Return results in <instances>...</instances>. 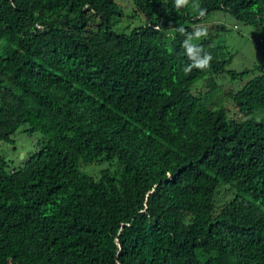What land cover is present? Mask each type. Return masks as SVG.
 <instances>
[{
	"label": "trees",
	"instance_id": "trees-1",
	"mask_svg": "<svg viewBox=\"0 0 264 264\" xmlns=\"http://www.w3.org/2000/svg\"><path fill=\"white\" fill-rule=\"evenodd\" d=\"M132 4L118 30L115 0H0V141L41 134L19 168L0 152V264H264V64L228 68L224 24L200 27L264 43V0ZM188 48L210 66L186 74ZM222 74H251L223 91L241 117L211 105Z\"/></svg>",
	"mask_w": 264,
	"mask_h": 264
},
{
	"label": "rangeland",
	"instance_id": "rangeland-1",
	"mask_svg": "<svg viewBox=\"0 0 264 264\" xmlns=\"http://www.w3.org/2000/svg\"><path fill=\"white\" fill-rule=\"evenodd\" d=\"M115 1L122 8V16L115 19L117 23V26H115L116 29H126V26H128L127 28H132L145 19L142 14L134 11L132 0ZM207 19L209 22H202L200 27L217 23H222L226 27V31H217L211 27L210 34H215L219 44L227 54L231 55V62L228 68L240 71L246 68L253 69L255 65L264 64V43L260 40V35L253 31L250 24L235 20L232 16L221 11L211 13ZM250 76L251 74L242 80H231L227 75L223 76V74L216 76V81L220 89L211 93L214 94L211 99V105L215 106L216 102L220 100L230 114L234 117H241L233 102L229 98L224 97L223 91L225 92L230 88L239 89ZM195 84L192 90L196 88V90L201 89L204 92L211 89L209 87L203 89L201 87L202 85H199L200 82H196ZM256 115H264V110L261 109ZM25 127L26 125L19 127L12 135V141H0V152L7 160L9 168L13 169L22 166L38 147L37 139L41 136L40 132L26 133L23 131ZM109 164L107 161L83 164L80 169L88 174L97 176L100 169H112V167L115 168L116 166V163H113L112 166Z\"/></svg>",
	"mask_w": 264,
	"mask_h": 264
},
{
	"label": "clouds",
	"instance_id": "clouds-1",
	"mask_svg": "<svg viewBox=\"0 0 264 264\" xmlns=\"http://www.w3.org/2000/svg\"><path fill=\"white\" fill-rule=\"evenodd\" d=\"M189 3V0H175V6L179 9L181 7H184L186 6L187 4ZM196 7L198 8L199 6L196 5ZM205 11L204 9H200L199 10V14L201 16H203L205 14ZM178 31L181 33V34H184L185 30L183 27L179 28ZM207 35V32L205 29H202L200 28L199 31L196 32V38L197 39H200L202 37H205ZM183 47L187 48V43H184L183 44ZM199 52H202L203 55L200 56L198 54V52H196L194 49L192 48H188V51H187V56H189L190 58L194 59L196 62L192 65H187L185 68H184V71L185 73H190L191 70L193 68H196V69H200V70H204L206 69L207 67L210 66V62L212 60V56L206 52H203V49H199Z\"/></svg>",
	"mask_w": 264,
	"mask_h": 264
}]
</instances>
